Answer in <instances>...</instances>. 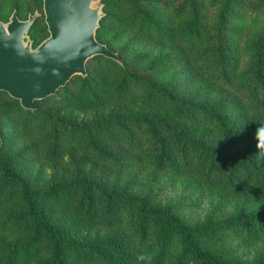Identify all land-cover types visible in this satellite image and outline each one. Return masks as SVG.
I'll list each match as a JSON object with an SVG mask.
<instances>
[{"label": "trees", "instance_id": "16d2710c", "mask_svg": "<svg viewBox=\"0 0 264 264\" xmlns=\"http://www.w3.org/2000/svg\"><path fill=\"white\" fill-rule=\"evenodd\" d=\"M237 1L223 3L222 30L233 34H241L240 27L248 25L245 20L240 27L226 25L231 19L227 12ZM260 2L264 7V0ZM246 3L238 10L243 17ZM139 4L121 16L124 31L144 29L159 39L174 36L172 23L142 12ZM107 16L112 14L104 12L96 30L99 42L97 32ZM257 19L261 36L246 49L247 63L252 60L256 69L242 87L245 97L227 98L223 90L211 97L203 92L193 100L171 95L144 77L146 73L131 71L132 64L103 43L120 59L94 56L115 66L118 76L112 85L86 67L85 76H73L47 98L57 96L66 109L78 111L109 102L129 108L90 121L64 120L60 113L46 110L45 122L35 132L43 136L42 147L32 146L37 154L57 162L69 151H80L89 159L72 160L75 173L44 189H35L37 178L28 179L0 156V204L16 199L15 212L0 219V231L5 227L26 237L2 255L0 264H264V252L250 259L233 253L264 244V156L258 155L254 139L255 129L264 124V11ZM195 21L182 32L189 45L183 49L205 83L221 89L233 86L241 78L240 51L227 45L229 39L220 33L215 37L218 43H204ZM92 163L108 175L91 173ZM149 172L175 188L214 194L216 210L228 203L225 211L234 207L232 213L206 222L189 221L183 209L193 203L163 204L146 189L136 191L137 176ZM76 225L108 229L107 236L95 243L79 240Z\"/></svg>", "mask_w": 264, "mask_h": 264}, {"label": "rangeland", "instance_id": "374dc122", "mask_svg": "<svg viewBox=\"0 0 264 264\" xmlns=\"http://www.w3.org/2000/svg\"><path fill=\"white\" fill-rule=\"evenodd\" d=\"M101 0L95 3V6L102 7V11L112 14L102 21V28L97 32V38L108 44L111 48L122 54V57L132 66L129 69L133 72L144 74V77L154 80L155 84L165 89L171 95L178 96L182 99H196V96L205 92L211 97L217 91L223 90L224 95L229 97H245L247 91L242 87L248 83V79L252 76L256 66L252 60L248 61V52L250 45L256 44L260 38L261 29L256 25L261 23L257 16L264 11L260 0H238L233 4V11L229 9L227 12L231 18L226 22L228 26H241V21L245 20L247 26H241V34L229 33L228 30H222L223 23V3L226 0ZM247 1V6L242 13V5ZM255 1V2H250ZM140 2L139 8L144 13H150L172 23L174 26V36L170 39H159L152 32H144L143 30L124 31L120 27V18L124 15L126 9H134V3ZM128 5V7H126ZM18 10L21 17H24L27 11H42V0H0V18L6 20L12 10ZM255 17L254 19H252ZM196 18L194 29H198L201 33V39L204 43L216 44L219 40L215 39L218 33L225 35L229 39L227 45L238 48L240 55V72L241 78L231 87L221 89L217 85L205 83L204 78L196 70L193 57L186 53L183 49L186 39L182 38V32L190 28L191 22ZM138 23V22H137ZM166 28V25H163ZM47 31L42 34L41 38L46 37ZM87 71L95 74L101 81L108 80L112 85L116 81L118 71L115 66L103 57H92L86 62ZM201 76V77H199ZM78 81V79H77ZM110 85V86H111ZM140 89L134 87L135 94L140 93ZM57 96L47 98L45 101L37 103V110H25L18 101L5 92L0 91V156L10 161V166L15 170L23 173L28 179L34 181L37 178L36 187L44 189L54 180L61 177L73 175L74 165L72 160H82L89 158L86 154L74 151L65 153L59 161H48L44 156L37 154V149L32 148L34 144L42 147L41 139L43 136L36 134V130L40 129L45 122V111L60 113L64 120L73 119L77 121H90L98 116L100 118L108 117L109 114L125 112L129 106L124 103L115 105L113 102L107 103L106 106L88 111H78L74 107L66 109V105L61 103ZM226 109H231L226 105ZM31 133L32 136H28ZM39 139V140H38ZM38 141V142H37ZM2 144V145H1ZM3 146V147H2ZM42 150V148H41ZM91 173L102 174L104 177L108 175L101 171L95 163ZM88 169V168H87ZM135 181L137 185L136 191L151 193L157 202L163 204H174L176 202L190 205L185 207L183 215L189 218V221L201 222L219 218L228 213H232L234 207L229 209L228 203L222 204L220 210H216L218 202L212 195L201 193H192L181 188H175L168 183L166 178L161 175H155L153 172L144 173L137 176ZM148 193V194H149ZM15 196L10 198L7 203L0 204V219L10 217L15 212L16 207ZM6 207V209H4ZM221 214V215H219ZM4 231H0V258L10 248L15 247L26 238L23 235H14L5 227ZM76 237L82 241L95 243L102 241L107 236L108 229L98 228L90 229L84 226L76 225L74 227ZM232 246H236L237 242L233 241ZM264 252V244L252 245L249 249L244 250L241 247L233 251L236 255L243 259H250L253 256ZM43 260H47V256H43Z\"/></svg>", "mask_w": 264, "mask_h": 264}, {"label": "water", "instance_id": "95a60500", "mask_svg": "<svg viewBox=\"0 0 264 264\" xmlns=\"http://www.w3.org/2000/svg\"><path fill=\"white\" fill-rule=\"evenodd\" d=\"M101 0H42L48 36L35 48L24 43L34 15L0 19V91L34 110L37 101L54 95L76 75L85 76L94 56L120 61L117 53L96 39L104 13Z\"/></svg>", "mask_w": 264, "mask_h": 264}, {"label": "flooded vegetation", "instance_id": "af4514ba", "mask_svg": "<svg viewBox=\"0 0 264 264\" xmlns=\"http://www.w3.org/2000/svg\"><path fill=\"white\" fill-rule=\"evenodd\" d=\"M13 11H16V16L19 20H27L30 15H34V19L32 20V23L29 27V29L26 32V36L24 37V43L27 41L30 42V47L35 48L41 41H43L46 37L41 38L42 34L47 31V25L45 22V16L43 12V7L42 11L40 12L39 10H33V11H27L26 15L24 17H21L18 10L14 9L10 13V15L7 17L6 20L1 19L4 23H7L10 20V17L13 13ZM48 33V31H47Z\"/></svg>", "mask_w": 264, "mask_h": 264}, {"label": "clouds", "instance_id": "9594fccd", "mask_svg": "<svg viewBox=\"0 0 264 264\" xmlns=\"http://www.w3.org/2000/svg\"><path fill=\"white\" fill-rule=\"evenodd\" d=\"M256 147L259 150L258 155L264 156V124H260L254 132Z\"/></svg>", "mask_w": 264, "mask_h": 264}]
</instances>
